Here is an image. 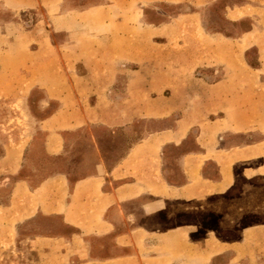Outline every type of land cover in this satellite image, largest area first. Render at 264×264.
Masks as SVG:
<instances>
[{"label":"crops","instance_id":"crops-1","mask_svg":"<svg viewBox=\"0 0 264 264\" xmlns=\"http://www.w3.org/2000/svg\"><path fill=\"white\" fill-rule=\"evenodd\" d=\"M23 3L34 8L40 1ZM106 8L119 6L111 0ZM68 17H56L48 38L35 29L27 33L35 37L32 63L24 75L21 64L15 65L14 78L4 62L22 58L1 49L8 50L4 42L17 44L18 37L0 33L2 98L39 90L46 98L42 109L57 104L45 116L29 115L35 125L30 135L0 136V240L13 237L15 254L27 257L14 264H233L249 242L222 241L211 231L197 238L199 224L182 216L196 210L197 201L235 187L237 164L260 159L243 173L264 175V99L256 89L264 78L262 20H251L241 35L250 37L246 50L256 49V65L237 72L253 75L247 87L227 79L232 74L224 67L220 80L205 82L193 71L192 79L193 54L188 68L160 66L176 54L149 53V41L135 46L129 36L115 44L110 35H98L90 37L93 45L82 46L75 30L84 24L67 25ZM251 18L239 14L229 20ZM66 47L79 49L83 64L60 70V49ZM198 80L206 84L196 85ZM137 121L158 126L134 141ZM39 151L46 165L56 166L33 183L27 173L42 171L35 159ZM5 249L0 246V252Z\"/></svg>","mask_w":264,"mask_h":264},{"label":"rangeland","instance_id":"rangeland-1","mask_svg":"<svg viewBox=\"0 0 264 264\" xmlns=\"http://www.w3.org/2000/svg\"><path fill=\"white\" fill-rule=\"evenodd\" d=\"M39 1L40 3L36 7L30 8L23 7V0H0V33L5 32L8 36L15 33L18 37L17 44L12 46L6 45V42L3 41L5 49L8 50L1 49V51L16 54L22 58L20 63L13 60L4 62L5 69L13 78L17 74L14 72L15 65L19 67L21 64L22 75H24L32 63L29 60L30 54L34 53L32 44L35 42V37H29L27 33L35 29L41 36L48 38V35L51 36V27L56 17L62 15L70 16L65 20L67 25L84 24L81 30H75L79 34L76 36L82 46L85 43L93 45L94 42L90 37L98 35H110L115 44L120 42V38L129 36L135 46L149 41V45L146 46L149 53L164 54L172 51L176 54L175 59L170 58L169 60L172 61L166 62L168 64L159 62L160 66L164 64L165 68H171L173 64L177 69L188 68L186 63L190 64L188 59L193 54L194 59L191 61V66L189 65L191 71L188 73L192 74V79H195L193 71L197 77L204 78L205 82L220 80L223 78L221 72L223 67L231 71L232 76L227 79L232 83L239 81L248 87L250 79L253 78V75H249V73H246L245 76H238L237 73L239 69L250 70V63H257L256 49H245L250 37H241V35L249 25L251 26L249 24L251 20L253 22L258 17L264 23V0H127L126 5V0H121L122 2L112 0L113 4L119 6L117 10L113 11L107 8L103 9V6L109 4L111 0H108L109 2L107 0ZM87 10L90 11L88 15L81 16V12ZM239 14L252 18L235 22V24L229 20V17ZM13 21L14 24L7 25ZM141 22L144 23L142 28ZM131 23H139V27L135 25L133 29H129L127 24ZM215 32L241 38L234 41L229 39L218 41L211 36ZM237 32L240 34H235ZM157 41H163V45L157 44ZM135 49L141 50V48ZM60 51L63 52V58H60L61 62L58 66L60 70L76 68L78 64H83L78 59L79 49L77 53L74 49L67 47ZM148 63L151 66L157 64L156 62ZM213 63H215L213 67L203 66ZM196 64H199L198 68L194 67ZM200 72L209 73L210 76L205 74V77ZM205 82L198 80L196 85L201 86L206 84ZM256 89L264 99V78L261 82L256 83ZM92 96L95 97V95ZM45 100V94L39 90L21 92L12 99L8 97L3 99L0 94L1 138H3L2 134L8 137L9 134L14 135L15 132L25 136L30 135L34 131L35 125L33 122L31 123L29 115L32 113L35 117H42L48 111L52 112L56 109L57 104L55 103H51L48 109H42L40 102ZM55 100L58 101V99ZM262 120H264V116ZM135 123L134 141L145 135L147 129L158 126L152 121H147L148 124L145 121ZM117 139L118 145L121 146L125 141V135L120 133ZM246 141H253V137L246 136ZM41 154L39 151L35 159L38 162L37 165L42 166V171L27 173L32 176L33 183H38L40 179L51 175L53 172L49 169L56 166L51 161L46 165ZM260 163L259 159L251 163L237 164L238 178L235 187L224 194L213 195L197 201V209L182 216V221H196L199 224V232L195 234L197 238H201L205 233L211 231L222 241L249 242L245 246L243 245L241 254L234 259L233 264H264V175L248 177L251 174L244 175L243 173L244 167ZM6 190L8 191L9 188ZM3 197L5 199L4 195ZM249 228L258 230V233L254 231L245 235V231ZM4 238V240H0V246L6 248L5 251L0 252V264L27 262V257L15 254L12 249L14 238Z\"/></svg>","mask_w":264,"mask_h":264},{"label":"trees","instance_id":"trees-1","mask_svg":"<svg viewBox=\"0 0 264 264\" xmlns=\"http://www.w3.org/2000/svg\"><path fill=\"white\" fill-rule=\"evenodd\" d=\"M251 64V66H255L256 64H254V63H250Z\"/></svg>","mask_w":264,"mask_h":264}]
</instances>
